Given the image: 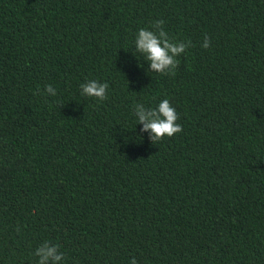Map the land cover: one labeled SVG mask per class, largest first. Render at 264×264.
Returning <instances> with one entry per match:
<instances>
[{
  "label": "trees",
  "instance_id": "1",
  "mask_svg": "<svg viewBox=\"0 0 264 264\" xmlns=\"http://www.w3.org/2000/svg\"><path fill=\"white\" fill-rule=\"evenodd\" d=\"M159 19L192 42L175 75L135 52ZM163 99L183 131L153 144L134 106ZM45 241L63 264H264V0H0V264Z\"/></svg>",
  "mask_w": 264,
  "mask_h": 264
},
{
  "label": "clouds",
  "instance_id": "2",
  "mask_svg": "<svg viewBox=\"0 0 264 264\" xmlns=\"http://www.w3.org/2000/svg\"><path fill=\"white\" fill-rule=\"evenodd\" d=\"M164 23L163 19H159L153 21L149 28H141L135 37V52L143 56L150 72L175 75L180 67L178 58L192 46V42L171 37L165 30ZM210 44L209 37L205 35L201 47L207 49ZM80 89L81 95L103 102L108 98L109 84L92 79L82 83ZM45 94L55 96L56 90L52 85H46ZM134 115L136 125H142L140 132H148L153 144L183 131L182 125L177 123L179 119L177 110L168 99L161 100L156 107H146L143 103H136ZM34 255L38 257L37 264H63L66 259L64 253L60 251V246L49 241L43 242L35 250ZM130 264H138V262L133 257Z\"/></svg>",
  "mask_w": 264,
  "mask_h": 264
}]
</instances>
